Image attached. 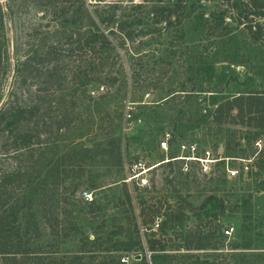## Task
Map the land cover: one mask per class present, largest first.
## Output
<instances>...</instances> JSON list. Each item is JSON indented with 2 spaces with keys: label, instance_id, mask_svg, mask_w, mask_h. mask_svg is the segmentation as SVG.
Listing matches in <instances>:
<instances>
[{
  "label": "rangeland",
  "instance_id": "1",
  "mask_svg": "<svg viewBox=\"0 0 264 264\" xmlns=\"http://www.w3.org/2000/svg\"><path fill=\"white\" fill-rule=\"evenodd\" d=\"M82 4L112 42L105 66L111 81L85 86L64 65L63 89L53 92L36 63L46 44L73 29L58 23L44 0H0V108L8 102L46 104L45 126L33 129L38 141L32 138L27 150L15 151L12 135L0 138V173L28 166L29 180L14 204L22 230L26 212L32 213L35 227L27 234L40 257L53 264H132L144 253L152 264L149 230L139 222L141 199L173 210L185 201L205 202L203 222L218 231L233 228L225 249L249 221L264 230V133L257 139L238 125L221 132L207 118L213 100L264 89V47L249 38L230 2L190 0L182 22L165 28L152 21L153 2ZM60 116L65 119L57 122ZM117 146L121 163L115 165ZM82 148L89 152H66ZM65 153L82 171L64 164ZM55 160L56 187L46 175ZM138 162L144 166L134 175L130 166ZM143 178L146 185H139ZM43 193L52 195L56 231L37 205ZM196 221L184 212V227Z\"/></svg>",
  "mask_w": 264,
  "mask_h": 264
},
{
  "label": "trees",
  "instance_id": "2",
  "mask_svg": "<svg viewBox=\"0 0 264 264\" xmlns=\"http://www.w3.org/2000/svg\"><path fill=\"white\" fill-rule=\"evenodd\" d=\"M143 1L153 2L150 7L152 21L162 24L165 28L182 22L190 0ZM227 1L231 4L230 9L237 15L238 22L244 25L249 38L264 47V0ZM44 2L48 7L52 6L51 11L56 19H60L58 23L66 22L74 31L65 38H56V43L46 44L44 52L39 55L36 64L39 65L42 82L46 87L53 92L63 89L61 86L67 78V72L63 70L64 65L67 68L70 66L73 71L72 78L83 77L85 86L93 81L110 82L112 76L105 72V66L113 45L106 34L98 28L90 13L83 8V0H56V6L53 4L54 0H44ZM159 2L162 3L159 4ZM98 19L100 23L105 22L107 25L109 23L104 18ZM108 21L112 23V17L108 18ZM24 64L26 62L21 64L22 68ZM44 103V100L17 105L8 102L6 106L1 107L0 138L7 134L12 135L14 150H27L32 143V138L39 137L33 129L46 123L42 119L44 118L42 108L46 106ZM209 117L210 125L217 127L221 132L226 126L238 125L253 131L256 138L261 139L264 133V89L252 88L220 101L213 100L212 107L208 111L207 118ZM61 119H65V116H60L57 122ZM229 143L227 138L225 140L227 150L230 147ZM111 151H114L113 148L108 150V152ZM66 152H89V149L82 148ZM115 152L116 165L121 163L118 146ZM28 155H32V152ZM61 158L69 168L77 164L69 153L62 154ZM76 166L82 171L81 165ZM68 171L65 168L60 170L64 176ZM46 175L53 177L51 183L56 187V160L55 164L49 167ZM28 176L26 165H17L12 170L0 173V256L3 264H53V262L44 261L37 253L36 247L31 245V237L28 236L27 231L35 227L32 213L26 212V225L22 230L19 221L20 208L14 204L16 191L27 183ZM126 195L130 204L128 194ZM51 198L52 195L43 193L37 205L44 222L52 231H56V214ZM205 206V202L195 206L185 201L184 205L173 210L169 205L162 207L140 200L139 222L142 229L149 230L146 250L150 252L152 264H264L263 225L261 227L249 221L243 229L234 233L236 238L229 240L227 242L229 247L225 249L227 235L224 234V230L228 227L218 231V229L210 228L205 221L203 222L201 214ZM187 210L191 211L197 219L193 227L183 226L184 212ZM159 217H162L161 221L155 222ZM140 249L142 251V247ZM107 264H120V262L117 260ZM132 264L149 263L142 253L141 258Z\"/></svg>",
  "mask_w": 264,
  "mask_h": 264
},
{
  "label": "built area",
  "instance_id": "3",
  "mask_svg": "<svg viewBox=\"0 0 264 264\" xmlns=\"http://www.w3.org/2000/svg\"><path fill=\"white\" fill-rule=\"evenodd\" d=\"M100 89L103 90V87H100ZM92 93H94V92H92ZM143 166L144 165L142 163L138 162V163L132 164L130 166L131 167L130 169L133 170L134 172H136V168L142 167V169H143ZM137 173H139V172L134 173V175L137 174ZM140 174H142V173H140ZM140 174H138L137 176H140ZM133 177L135 178V176H133ZM146 183H147V180L145 178H143V179H141L140 184L139 183L138 184L139 185H146ZM83 195L85 196V198H88V199L91 200V197H90V195L87 192H83ZM232 232H233V228L232 227H228L227 229L224 230V234L225 235H231Z\"/></svg>",
  "mask_w": 264,
  "mask_h": 264
}]
</instances>
